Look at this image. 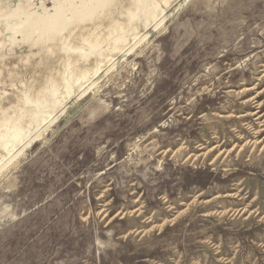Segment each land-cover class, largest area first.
Listing matches in <instances>:
<instances>
[{"label":"rangeland","instance_id":"rangeland-1","mask_svg":"<svg viewBox=\"0 0 264 264\" xmlns=\"http://www.w3.org/2000/svg\"><path fill=\"white\" fill-rule=\"evenodd\" d=\"M0 264H264V0H0Z\"/></svg>","mask_w":264,"mask_h":264}]
</instances>
